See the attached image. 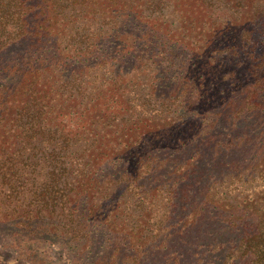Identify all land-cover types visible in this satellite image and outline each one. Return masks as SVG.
<instances>
[{"label":"trees","instance_id":"1","mask_svg":"<svg viewBox=\"0 0 264 264\" xmlns=\"http://www.w3.org/2000/svg\"><path fill=\"white\" fill-rule=\"evenodd\" d=\"M188 220L161 264H264V0H0L1 238L159 264Z\"/></svg>","mask_w":264,"mask_h":264},{"label":"rangeland","instance_id":"2","mask_svg":"<svg viewBox=\"0 0 264 264\" xmlns=\"http://www.w3.org/2000/svg\"><path fill=\"white\" fill-rule=\"evenodd\" d=\"M131 165H132L131 160H127V161L120 163L114 169H110V166H112V165L107 166V167H103V170H101L97 175H95V177L102 178L103 176L110 173L111 171H116L119 173V174L115 175L114 177H112V180L109 184V187H112V189L114 190V193L106 201L108 202V201L112 200V203H114L115 206L120 204L121 208H123L122 203L124 202L122 200V198L125 197L122 194L126 191V188H125L123 181L119 182L118 177L123 170H125V169L130 170ZM215 167H218V165ZM220 169L221 168L217 169L218 171H215L214 174H219ZM212 177H214V176H212ZM212 177L209 178L210 182H212L214 180V178H212ZM193 189H195V187H193ZM116 196H117V198H116ZM174 213H175V211L173 213H171V215H170L172 223H173ZM167 214H170V213L167 212ZM164 218H165L166 224L171 223L170 220H168V221L166 220V216L165 217L154 216L152 219H150V222H153V221L159 222L160 219H164ZM5 223L6 222H4V221L0 222V226L5 224ZM196 223L197 222H195V221L192 223V220H188V221L184 222L182 224V226L181 225L178 227L175 226L176 227L175 231H177V232L174 236V241L170 240V245L168 244L169 240L168 239L166 240L165 235L160 236V237L157 236L159 233L163 232V229H159V224L153 225L154 223H151V225L155 229V231L154 232H148V231L146 232L145 231L146 235H144L143 238H144V241L146 240V243L144 245L152 247V249H148V250H150L151 253L153 251H156V256L158 257L159 264L164 262L166 256H168V255H169V258L177 257L178 259H181V257L179 255H182L185 258L186 262H188V263L194 262L195 257L193 256L192 253L189 252V249L192 247L193 241H191L192 244L189 243L188 245L184 246L182 244H185L186 241L182 242V240L186 239V237H185L186 234H187V236L190 235V232ZM103 226H105L107 228L108 232L105 233L101 237H97V239H104V241H105L104 247H107V246H110V242H111L110 240L114 236L113 232L111 231V226L108 224H103V223L94 221L92 223V226L90 229L91 230L92 229L97 230V228L103 229ZM178 229H179V231H178ZM201 230H202V232L204 230L210 231L211 228L205 227L202 225ZM3 231L4 230H3V226H2V227H0V249L3 248V250H6L7 248H5V246H8V245H11L14 243L18 244L19 248L16 250H13V252L9 255H5L4 252L0 251V262L1 263L22 264V261H25L27 263H32V264H88L90 259L94 260L98 257V255L95 251L91 252L90 254H88L86 256L82 255L83 250L79 254H76V256H74V254L71 252V250H68V248H66V247L62 248L60 243L56 242V241H54V243H53V241L44 242L42 240H34L32 242H29L28 238H23L20 235H15V236L9 237L5 233L3 234L4 236L1 238ZM15 237H19V238H16L18 240L14 239ZM171 238H173V237H171ZM191 239H192V237H191ZM195 249L198 250V247L197 248L195 247ZM164 253H167V255L164 256L163 255ZM27 259H29V260H27ZM173 260H175V259H171L169 261H173ZM194 264H196V262Z\"/></svg>","mask_w":264,"mask_h":264}]
</instances>
